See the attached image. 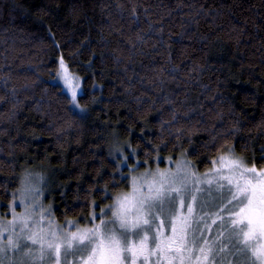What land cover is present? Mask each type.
I'll return each instance as SVG.
<instances>
[{
	"label": "trees",
	"instance_id": "16d2710c",
	"mask_svg": "<svg viewBox=\"0 0 264 264\" xmlns=\"http://www.w3.org/2000/svg\"><path fill=\"white\" fill-rule=\"evenodd\" d=\"M226 151L264 165V0H0V215L28 174L85 224L130 167Z\"/></svg>",
	"mask_w": 264,
	"mask_h": 264
},
{
	"label": "snow or ice",
	"instance_id": "6c2138e0",
	"mask_svg": "<svg viewBox=\"0 0 264 264\" xmlns=\"http://www.w3.org/2000/svg\"><path fill=\"white\" fill-rule=\"evenodd\" d=\"M60 68L75 103L79 78L68 74L63 60ZM74 80L77 82L73 83ZM228 173L231 175L215 169L203 176L190 174L196 192H207L221 199L222 206L212 214L219 217V221L213 219L212 224L218 223L221 228L215 239L205 235V231L212 232V225L206 220L208 213L196 217L197 196L191 194L189 202L188 196L182 194L188 192L187 179L177 187L158 171L150 181L145 177H133L131 191L118 193L113 204L100 210V216L91 214L89 223L99 220L92 227L80 228L76 220H66L65 227H61L49 219L45 225L47 209L40 213L39 221L33 220L29 224L27 218L22 219L15 238L6 237L7 243L0 246V264H5L9 250L21 253L23 257L12 264H50L53 254L56 264H67L69 255L79 256L82 264H138V261L145 264L150 257H156V264L162 259L179 260L180 264H184L185 259H194L198 264L208 261L223 264L217 256L229 247L245 252L252 249L255 259L250 258V264H257V261H264V245L259 243L264 239V168H249L242 158H235ZM157 175L162 178L157 180ZM141 180L145 182L141 183ZM109 212L111 218H101L108 217ZM48 215L50 217V212ZM157 220L159 224H156ZM9 223L17 227V222ZM26 231L30 234L24 235ZM6 232L8 228L4 227L0 235ZM21 238L27 242L21 243ZM189 243L192 248L188 247ZM35 245L39 247L34 250L31 246ZM185 251H196L199 255L185 257Z\"/></svg>",
	"mask_w": 264,
	"mask_h": 264
},
{
	"label": "rangeland",
	"instance_id": "374dc122",
	"mask_svg": "<svg viewBox=\"0 0 264 264\" xmlns=\"http://www.w3.org/2000/svg\"><path fill=\"white\" fill-rule=\"evenodd\" d=\"M63 60L62 58H58V70L56 73V77L53 79L55 83L61 86L63 91L68 95L70 99V104L73 110H75L78 113H83L84 109L79 105L78 103V97L82 94V80L79 76L76 74L72 73L67 64L64 62L67 72L71 77H78V83H79V88L76 89L77 92V98L76 102H72V94L71 90L66 86L64 79L62 78L64 73L61 71L60 68V61ZM59 73V75H58ZM77 81H73V83H76ZM79 105V106H77ZM117 149V148H116ZM114 149L115 154L117 155V151ZM117 152V153H116ZM224 157V160H221L220 158ZM128 156L124 153L123 159H122V166L124 164L127 165L126 159ZM235 158H242L238 155H235L234 153L230 151H226L222 154H220L214 161L216 163L211 164L210 167L206 168L203 171H198L194 165L185 157H178L176 159L174 158H165V159H156V162L152 166H146L144 168H139L138 166L135 167H130L129 171L127 173L128 180H127V188L122 189L118 193H124V192H129L131 191V182L133 177L141 178L145 177L147 181H150L152 179V176L154 173H157L158 171L160 173L165 174L170 182H174V186H181L182 182H184L187 179V182L189 183V189L188 192L182 193L183 195L188 196L189 202H191V194H195L197 196V205H196V217H200L204 215V213H208V216L206 217L207 223L212 225V232L208 233L205 231V235L209 236L211 239H215L218 232L221 231V228L219 227V224H212L213 219H217L219 221V217H215L212 214L216 211H218V208L222 206L221 199L214 197L213 195H210L209 193L205 192L203 194L198 193L195 191V188L192 187V177L190 174L195 173L197 175L203 176L204 173L213 171L215 169H221L224 171L226 174L231 175V173H228V169L231 166V161ZM243 161L245 162V165L249 168L253 167L252 165H249L244 158H242ZM264 168V165L262 167H259L256 169L260 170ZM236 178H238L239 175V170L236 172ZM157 180L161 179L162 177L157 175L155 177ZM145 180H141V183H144ZM204 187H207V185H204ZM48 186L46 179L40 175V174H28L26 177L22 180L21 185L19 190L17 191L16 199L15 201L11 204L9 207L8 211L4 215H0V232H3V228L7 227L8 232L3 233V235H0V246H4L7 243L6 237L8 236H13L15 238L14 234L15 232L19 231V222L27 218L28 223L31 224L33 220L39 221L41 219L40 213L44 212L45 209L48 210V212H45L44 214V223L47 225L48 220L51 219L54 224L60 225L61 227H65V223H59L56 221L52 209L47 204L46 202V195L48 191ZM144 191V189H142ZM117 193V194H118ZM116 194V195H117ZM116 195L113 196L112 201L108 204H106L102 209H105L106 206L113 204L114 199ZM218 196V194H217ZM226 202V201H224ZM176 207H179V200H177ZM50 212V217L48 213ZM186 213V209L184 210ZM96 216H100V211L98 213H95ZM227 215V214H225ZM103 218H111V212H109L108 217H101ZM91 217L88 219V221L85 224H79L78 226L80 228L84 227H92L94 224H98L99 220H93L92 223H89V220ZM17 222V227H13L12 224L9 222ZM160 221L157 220L156 224H159ZM67 227H71L68 225ZM27 231L24 233V235H28ZM167 234H171L170 232H167ZM141 236H143V233H141ZM130 242L132 241V237L129 238ZM27 241H24L21 238V243H25ZM227 242V241H226ZM255 244V242H253ZM261 245H264V239H261L259 242ZM34 250L38 249L39 245L31 246ZM189 248H192V245L189 243L188 245ZM27 249H25L26 251ZM38 255V252H37ZM147 255V253H145ZM185 257H188L189 255H192L193 257L196 255H199L198 252L193 251V252H188L185 251L184 253ZM22 254L17 253L13 250H9L6 254V259H5V264H12V261L21 259ZM250 258L255 259L252 256V249H248L246 252L245 251H237L236 249H233L229 247V249L224 252L219 254L217 256V260H220L223 262V264H250ZM26 259V258H25ZM74 260L76 264H82V261L79 256H76L75 258L72 255H69L67 257V264H74ZM50 264H56V257L55 254H53ZM138 264H141L140 261H138ZM145 264H156V257H150V259L145 262ZM160 264H180L179 260H166L162 259L160 261ZM184 264H198L194 259L193 260H188L185 259ZM207 264H214L213 261H208ZM257 264H264V261H257Z\"/></svg>",
	"mask_w": 264,
	"mask_h": 264
}]
</instances>
